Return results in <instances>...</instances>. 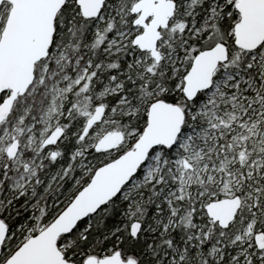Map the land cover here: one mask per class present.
Listing matches in <instances>:
<instances>
[{
    "label": "snow or ice",
    "instance_id": "1",
    "mask_svg": "<svg viewBox=\"0 0 264 264\" xmlns=\"http://www.w3.org/2000/svg\"><path fill=\"white\" fill-rule=\"evenodd\" d=\"M0 264H264V0H0Z\"/></svg>",
    "mask_w": 264,
    "mask_h": 264
}]
</instances>
